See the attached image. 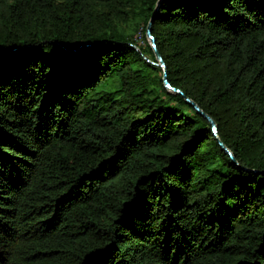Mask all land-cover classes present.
I'll return each instance as SVG.
<instances>
[{
	"label": "trees",
	"instance_id": "obj_1",
	"mask_svg": "<svg viewBox=\"0 0 264 264\" xmlns=\"http://www.w3.org/2000/svg\"><path fill=\"white\" fill-rule=\"evenodd\" d=\"M159 2L0 0V264H264V0Z\"/></svg>",
	"mask_w": 264,
	"mask_h": 264
},
{
	"label": "water",
	"instance_id": "obj_2",
	"mask_svg": "<svg viewBox=\"0 0 264 264\" xmlns=\"http://www.w3.org/2000/svg\"><path fill=\"white\" fill-rule=\"evenodd\" d=\"M163 0H160V2H162ZM159 2V3H160ZM158 3V4H159ZM158 7H159V5L157 6V8H156V10L158 9ZM152 21L153 20H150V22H149V24H148V26H147V32L149 33V35L152 33ZM151 36V35H150ZM152 37V41H153V43H152V45H153V47L155 48V50H156V55H157V58H158V60L161 62L162 61V63L164 64V61H163V58H162V56H161V54H160V52L157 50V47H156V39H155V37H153V36H151ZM165 66V65H164ZM164 81H165V85L168 87V88H170V89H172V90H175V91H179V93H181V94H183V92L182 91H180L179 89H176V88H174V87H172V85L169 83V81H168V79H167V74H166V72H165V75H164ZM186 101L188 102V103H190V104H192V106L197 110V112L199 113V114H201L204 118H206V119H208L209 120V122L212 124V126H213V131H214V133L215 134H217V125H216V122L214 121V119L208 114V113H206L194 100H192L191 98H189V97H186ZM220 144H221V146H222V148L224 149V150H226L230 155H231V157H232V159H233V161L237 164V165H239V163H238V161L236 160V158H235V156L233 155V153H232V151L223 143V141H221L220 140Z\"/></svg>",
	"mask_w": 264,
	"mask_h": 264
},
{
	"label": "rangeland",
	"instance_id": "obj_3",
	"mask_svg": "<svg viewBox=\"0 0 264 264\" xmlns=\"http://www.w3.org/2000/svg\"><path fill=\"white\" fill-rule=\"evenodd\" d=\"M150 35L153 36L152 33H151ZM150 35H149L148 32H144L143 29L140 28V29L138 30V32L135 34L134 38H135V40H136L139 44H141L142 46H146L147 43H149V44L152 45L153 41H152V37H151ZM153 37H154V36H153ZM156 42H157V40H156ZM156 45H157V44H156ZM152 47H153V45H152ZM156 47H157V46H156ZM153 48H154V47H153ZM148 60H149V61H152L153 64H156V65H159V66H161V67H164V64L162 63V61H161V62H160V61H153V60H151V59H148Z\"/></svg>",
	"mask_w": 264,
	"mask_h": 264
}]
</instances>
